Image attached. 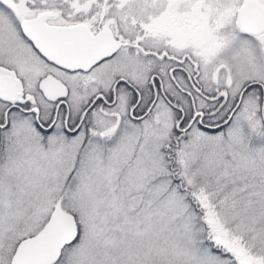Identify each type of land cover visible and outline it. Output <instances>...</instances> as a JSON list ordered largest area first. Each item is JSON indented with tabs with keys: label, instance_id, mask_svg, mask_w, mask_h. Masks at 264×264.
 Here are the masks:
<instances>
[{
	"label": "rangeland",
	"instance_id": "1",
	"mask_svg": "<svg viewBox=\"0 0 264 264\" xmlns=\"http://www.w3.org/2000/svg\"><path fill=\"white\" fill-rule=\"evenodd\" d=\"M198 1L197 9L196 0H110L97 10L91 0H0V61L19 64L29 54L15 24L48 10L51 21L112 29L123 42L88 71V88L70 82V97L88 96L117 75L148 96V75L156 69L171 100L188 108L166 74L175 64L170 58L185 56L183 68L203 91L213 76L228 80L220 87L226 98L215 102L228 110L244 83L264 85V34L240 32L235 9L244 0ZM183 14L196 24L180 28ZM187 38L193 44L179 49ZM258 91L249 87L232 114L215 115L227 121L219 130L193 125L177 139L170 134L173 111L160 97L144 121L101 120L84 140L42 144L17 121L0 140V264L56 204L73 214L77 235L53 264H264ZM119 96L114 106L125 112L134 98L127 91Z\"/></svg>",
	"mask_w": 264,
	"mask_h": 264
},
{
	"label": "flooded vegetation",
	"instance_id": "2",
	"mask_svg": "<svg viewBox=\"0 0 264 264\" xmlns=\"http://www.w3.org/2000/svg\"><path fill=\"white\" fill-rule=\"evenodd\" d=\"M245 1L246 0L243 2ZM198 2V0L195 2L197 3V9L199 8ZM258 2L264 7V3L261 1ZM40 12L23 16L21 20L15 24L17 33L23 39L29 54L19 60V64L3 63L0 61V66L9 70L8 75H10V78L7 79L4 73H0V87H3L4 91L2 92L4 93L2 97L0 94V140L3 133L11 130L10 128L20 120L27 125L28 129L31 131L29 133H32V135L35 136V139L42 144L48 140L60 141L75 136L79 138L81 137V140H84L90 135V132L94 127L97 128L98 123L102 122L101 120H105L106 122L112 120L123 122L124 118H126L127 122L139 123L144 121L148 118L158 97H160L173 111V133L170 134L172 136L174 135V139H177L178 135L184 134V132L193 125L204 130L216 131L227 123V121L225 123L222 122L229 113L232 114L237 109L242 94L246 89L252 86L259 89L260 100L258 113L261 124L264 127V106L262 110L263 119L261 117V102L264 85L261 81L251 79L244 83L239 89L236 99H234L227 110V106L225 107L224 103L219 101L215 104V102L220 100L219 96L223 99L226 98V91L220 89V87H226L228 80L224 79L222 82L217 83L216 76H213V79L210 82V87L208 88L209 90L203 91L202 84L198 82L195 77L192 76V78L183 68L182 64L185 60V56H175L170 58L175 64H172L166 69V74L174 92L179 93L178 95H181L184 100H188V108L183 107L179 101L175 103L171 100L170 93H167L164 90L162 76L156 71V69L151 70L148 75V96H143L141 90L128 78V76L117 75L110 82L105 81L101 84L100 82L105 79L99 81L96 90L88 96L81 97V100L79 99L80 101L76 100L74 96L70 97V82L74 80L75 82H80L81 87L88 88L89 84H92V82L84 79L85 76L88 75V71H91V68L102 60L107 62V60L111 59L109 57L113 56L117 50L110 55L103 57L86 70H68L61 68L41 56L33 47L30 39L21 32V21L26 18L34 17ZM52 15L53 14L50 12V14L43 19V22L48 25H71L74 23H83L79 21H58V19L51 21L53 18H51ZM62 15L67 18L71 14L68 12V14ZM183 16H185L184 19L180 18V28L185 29L188 25L196 24L197 19H195L194 22L187 20L186 15L183 14ZM9 19L11 20V23L14 24L10 14ZM235 19L240 32L244 34V36L251 37L257 36L258 34H264V29L256 33L244 30L239 25L236 15ZM85 25L91 33L97 32L101 29L98 27L92 29L89 25ZM193 28L195 29V26ZM109 30L113 37L120 41L121 45L123 42L117 37L114 30ZM184 40L185 42L182 43V47L179 49H183L186 46L193 44L192 40L189 38ZM108 65L103 66L100 69V73L104 71ZM216 68H218V66ZM173 72L176 73V75H174ZM35 75L37 76V79H32ZM47 75H51L58 79L63 85V88H61L60 86H55L53 83L48 82V86L51 88L49 89V97L43 96L37 86L38 82ZM122 91H127V93L134 98L132 101L130 100V104L125 112L120 111L114 106L116 102H118L117 99H119V94ZM210 92L214 94L208 95ZM239 95L240 97H238ZM196 98H200L203 101L207 100L214 104L198 106L195 105ZM110 109L115 112L109 113L110 116L107 117L106 115L108 114L103 111ZM222 109L223 111H227L225 117L223 119H221V116L215 117V115L220 114Z\"/></svg>",
	"mask_w": 264,
	"mask_h": 264
},
{
	"label": "water",
	"instance_id": "3",
	"mask_svg": "<svg viewBox=\"0 0 264 264\" xmlns=\"http://www.w3.org/2000/svg\"><path fill=\"white\" fill-rule=\"evenodd\" d=\"M235 13L239 25L244 30L256 33L264 29V7L258 1H245ZM48 15L49 12L44 11L32 18L24 19L20 23V28L36 51L59 67L85 70L101 58L110 55L119 46V40L115 39L107 28L91 33L82 23L48 25L43 22ZM0 73H4L7 79L10 78L9 70L1 66ZM48 82L63 88L58 79L47 75L37 85L45 97L50 96L51 88ZM2 92L3 87H0L1 97L4 95ZM263 101L264 94L261 116ZM76 235L77 224L73 214L56 204L35 233L17 242L8 264H52L59 257L61 249L71 243Z\"/></svg>",
	"mask_w": 264,
	"mask_h": 264
},
{
	"label": "trees",
	"instance_id": "4",
	"mask_svg": "<svg viewBox=\"0 0 264 264\" xmlns=\"http://www.w3.org/2000/svg\"><path fill=\"white\" fill-rule=\"evenodd\" d=\"M106 2H110V0H91L90 5L95 6L97 10H101V8H102L101 5L106 4ZM86 3H88V2H86Z\"/></svg>",
	"mask_w": 264,
	"mask_h": 264
}]
</instances>
